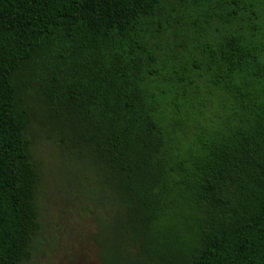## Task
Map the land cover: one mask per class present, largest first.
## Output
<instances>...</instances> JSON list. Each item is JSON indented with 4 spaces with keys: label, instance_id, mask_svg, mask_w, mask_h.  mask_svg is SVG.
I'll list each match as a JSON object with an SVG mask.
<instances>
[{
    "label": "trees",
    "instance_id": "obj_1",
    "mask_svg": "<svg viewBox=\"0 0 264 264\" xmlns=\"http://www.w3.org/2000/svg\"><path fill=\"white\" fill-rule=\"evenodd\" d=\"M41 137L101 264H264V0H0V264L42 247Z\"/></svg>",
    "mask_w": 264,
    "mask_h": 264
},
{
    "label": "rangeland",
    "instance_id": "obj_2",
    "mask_svg": "<svg viewBox=\"0 0 264 264\" xmlns=\"http://www.w3.org/2000/svg\"><path fill=\"white\" fill-rule=\"evenodd\" d=\"M34 150L45 173L41 195L45 230L31 264H101L92 239L95 216L78 196V184L71 182L58 148L41 137Z\"/></svg>",
    "mask_w": 264,
    "mask_h": 264
}]
</instances>
